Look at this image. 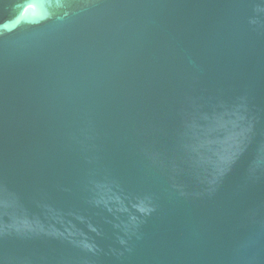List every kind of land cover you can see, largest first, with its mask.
I'll return each instance as SVG.
<instances>
[{"label": "water", "instance_id": "95a60500", "mask_svg": "<svg viewBox=\"0 0 264 264\" xmlns=\"http://www.w3.org/2000/svg\"><path fill=\"white\" fill-rule=\"evenodd\" d=\"M0 264H264V0H0Z\"/></svg>", "mask_w": 264, "mask_h": 264}]
</instances>
